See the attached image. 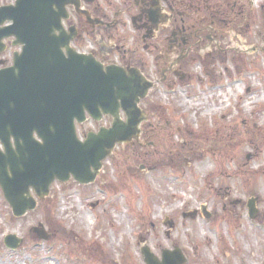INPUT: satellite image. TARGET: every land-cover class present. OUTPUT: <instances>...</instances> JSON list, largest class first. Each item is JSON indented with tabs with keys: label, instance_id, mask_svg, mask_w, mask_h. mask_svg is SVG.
Listing matches in <instances>:
<instances>
[{
	"label": "rangeland",
	"instance_id": "rangeland-1",
	"mask_svg": "<svg viewBox=\"0 0 264 264\" xmlns=\"http://www.w3.org/2000/svg\"><path fill=\"white\" fill-rule=\"evenodd\" d=\"M93 4L122 15L125 27L115 37L89 34L78 47L98 59L105 48L112 60L139 50L158 82L142 104L141 143L119 145L92 185L54 184L23 218L0 188V264H146L144 248L160 264L177 249L186 264H264V0H174L194 38L217 40L195 47L181 82L163 81L155 62L163 41L145 42L132 27L134 0ZM98 129L88 123L79 134ZM40 225L43 237L33 232ZM12 235L17 250L4 243Z\"/></svg>",
	"mask_w": 264,
	"mask_h": 264
},
{
	"label": "water",
	"instance_id": "water-1",
	"mask_svg": "<svg viewBox=\"0 0 264 264\" xmlns=\"http://www.w3.org/2000/svg\"><path fill=\"white\" fill-rule=\"evenodd\" d=\"M69 5L78 11L80 0H17L0 8V42L16 37L24 45L14 65L0 71V187L17 218L37 209L32 190L44 200L55 181L73 176L84 185L95 182L116 145L138 141L148 119L140 104L154 84L138 69L105 67L93 55L75 52L61 27ZM150 16L153 22L159 17ZM87 115L95 121L111 116L113 125L81 142L76 122L84 123ZM255 201L248 203L252 219L258 214ZM34 232L43 237L42 225ZM5 243L17 248L19 241L9 236ZM142 253L147 264H160L148 248ZM185 262L177 249L164 252L161 264Z\"/></svg>",
	"mask_w": 264,
	"mask_h": 264
},
{
	"label": "flooded vegetation",
	"instance_id": "flooded-vegetation-1",
	"mask_svg": "<svg viewBox=\"0 0 264 264\" xmlns=\"http://www.w3.org/2000/svg\"><path fill=\"white\" fill-rule=\"evenodd\" d=\"M94 1L81 0L80 11H87L89 18L82 13H78L73 6L67 7L69 16L68 19L62 21V24L71 38V46L75 49L83 43L89 34L96 35L104 30L105 33L112 32L115 37L119 36V30L125 27L122 24V21H124L122 15H120L121 17L113 16V18H110L108 10L103 6H94ZM15 2L16 0H12L8 4H0V7L15 4ZM174 8V3L168 0H134V10L138 12V15H134L129 19L132 27L142 31V39L145 42L154 41L158 42L155 45H159L163 41L160 46V53H157L155 57V62L158 65H164L161 70L164 75L163 81H166V78H180L187 75L184 67L196 49L195 47L204 49L206 47H203L205 42L217 41L214 37L207 35L199 36L197 39L194 38L198 36L197 30H193L188 25L185 17L181 15L182 12L172 13ZM153 12H158L159 15L156 22L151 21L150 14ZM163 20H166L165 23H163ZM56 34L59 35V32H56ZM151 47L149 45L146 48L148 54H150ZM22 50L23 45L17 43L15 37L4 38L0 42V70L13 66L15 56L21 53ZM105 50V48L104 50L101 49L99 59L105 65L118 64L127 68H139L141 71L146 69V61L145 64L141 61L143 55L138 54L139 50L128 51L130 52L129 55L117 56L113 60L111 59V52ZM154 50L159 49L154 46Z\"/></svg>",
	"mask_w": 264,
	"mask_h": 264
},
{
	"label": "trees",
	"instance_id": "trees-1",
	"mask_svg": "<svg viewBox=\"0 0 264 264\" xmlns=\"http://www.w3.org/2000/svg\"><path fill=\"white\" fill-rule=\"evenodd\" d=\"M186 11H187V9H186ZM188 11H189L190 13H192V12L198 11V9L195 8V7L192 8V7L189 5V6H188ZM213 13H214V12L212 11L211 14H213ZM187 14H188V13L185 12V16H187ZM189 19H190V18H189Z\"/></svg>",
	"mask_w": 264,
	"mask_h": 264
}]
</instances>
